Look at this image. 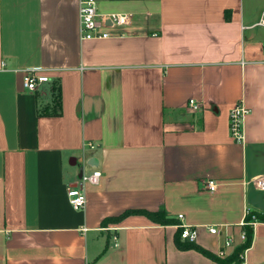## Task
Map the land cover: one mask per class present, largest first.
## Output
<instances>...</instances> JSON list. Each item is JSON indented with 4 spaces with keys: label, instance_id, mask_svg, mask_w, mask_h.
<instances>
[{
    "label": "crops",
    "instance_id": "0c3cea01",
    "mask_svg": "<svg viewBox=\"0 0 264 264\" xmlns=\"http://www.w3.org/2000/svg\"><path fill=\"white\" fill-rule=\"evenodd\" d=\"M97 1L129 16L107 39L80 38L79 0H0V264H226L176 236L225 258L264 215V0ZM28 69L51 81L28 90ZM94 169L76 210L68 186ZM253 226L244 264H264Z\"/></svg>",
    "mask_w": 264,
    "mask_h": 264
},
{
    "label": "built area",
    "instance_id": "2783aa9c",
    "mask_svg": "<svg viewBox=\"0 0 264 264\" xmlns=\"http://www.w3.org/2000/svg\"><path fill=\"white\" fill-rule=\"evenodd\" d=\"M79 21H80V38L82 40H98L107 39L111 37L109 32L110 28L122 27L128 24L129 16L124 13H100L98 9L97 0H79ZM256 26L264 27V10L255 24ZM49 76L39 74L38 69H28L25 71L24 86L34 91L42 83L50 82ZM188 106L194 110L199 111L202 108V104L194 99L188 101ZM248 113V108L244 104H236L229 112V128L232 137L236 141H242L244 139V117ZM87 148L94 149L95 144L93 142H87L85 144ZM102 172L98 169H94L91 172H84L78 178L74 185L68 186L67 194L68 200L71 206L76 210H81L86 207L87 195L86 185L97 184L100 180ZM216 181L209 180L208 189L213 191L216 188ZM259 187L264 190V178L258 179ZM249 213V212H248ZM179 219L183 220L184 216L180 214ZM255 224V222L244 221L243 225ZM181 229V240L195 242L197 238V230L194 227L181 223L179 225ZM208 230L212 234H220V228L217 225L209 226ZM242 238L246 239V234L243 231ZM117 236L114 235V240L117 242ZM225 246L232 245V238L227 237L225 240ZM226 255L225 250L222 248L218 251V256L223 257ZM238 264V263H233ZM244 264V263H241Z\"/></svg>",
    "mask_w": 264,
    "mask_h": 264
},
{
    "label": "trees",
    "instance_id": "16d2710c",
    "mask_svg": "<svg viewBox=\"0 0 264 264\" xmlns=\"http://www.w3.org/2000/svg\"><path fill=\"white\" fill-rule=\"evenodd\" d=\"M131 212H133V211H126L120 217H117L116 219L119 220ZM143 213L147 214L151 218H154V219H156L162 223L170 222V219H168L166 217L164 212L143 211ZM259 220L264 221V215L262 216L260 214L249 212L247 217H246L247 222H252V221L256 222ZM253 227H254L253 224L244 225L243 231L246 234V239L243 241V243L241 245H239L235 249V251L232 254L226 256L225 258H221V257L215 255L211 251H209V250L205 249L204 247L196 244L195 242L182 241L181 240V229L179 230V232L176 236V244L180 249H196V250L202 252L203 254H205L206 256H208L210 258L216 259L220 263H226V264L238 263V264H241V263L245 262V251L252 245Z\"/></svg>",
    "mask_w": 264,
    "mask_h": 264
}]
</instances>
